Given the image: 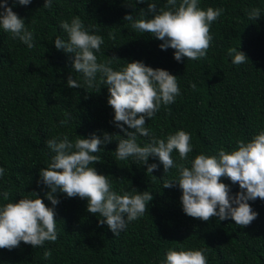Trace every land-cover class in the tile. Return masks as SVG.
I'll return each instance as SVG.
<instances>
[{"label": "trees", "instance_id": "16d2710c", "mask_svg": "<svg viewBox=\"0 0 264 264\" xmlns=\"http://www.w3.org/2000/svg\"><path fill=\"white\" fill-rule=\"evenodd\" d=\"M148 2L155 3L159 11L167 0ZM43 4L44 0H32L21 6L8 0V6L33 32L34 48L29 49L0 28V167L5 169L0 193H10L8 201L0 195V205L35 199V192L53 207L45 197L49 190L37 183L40 169L46 168L55 155L46 141L67 135L71 142L77 135L89 138L93 133L103 139L104 132L119 136L95 153L101 163L92 166L108 176L118 194L131 193L135 188L148 191L153 200L148 213L115 236L107 225L98 227L101 217L86 211V200L54 194L60 201L54 207L57 241L36 248L21 242L11 251L0 249V264H161L168 250L202 248L206 249L208 264H264V201H249L258 216L244 228L231 219L213 217L202 222L184 214L179 186L163 188L166 181L177 178V170L165 173L158 158L149 157L148 164L155 163L158 169L146 174L147 167L134 157L116 159L114 152L123 133L112 123L114 111L107 104V85L98 83L99 93L95 87L68 88L70 74L81 84L83 76L73 70L71 55L54 46L57 36L67 40L60 23L79 16L90 34L103 37L96 53L98 62L114 55L120 59L112 62L114 70L126 62L140 61L177 76L180 95L174 104L161 105L146 121L150 136H138L137 142L144 146L151 138L166 139L183 130L191 135L193 146L188 161L200 154L215 156L221 148L236 150L237 140L250 142L264 130V0H199L202 10L212 7L225 12L211 25L213 39L206 57L196 61L183 58L182 62L174 59L175 50L162 51V41L124 21L125 15L141 18L140 10L147 9V3L52 0L51 9H44ZM253 8L261 10L260 19H248ZM229 48L243 52L248 60L233 64ZM99 79L98 74L97 82ZM66 118L68 123L61 126L59 122ZM171 155L175 163L182 162L176 150ZM221 182L229 185L230 195L240 191L239 185L227 178ZM46 250L52 252L49 259H44Z\"/></svg>", "mask_w": 264, "mask_h": 264}, {"label": "clouds", "instance_id": "9594fccd", "mask_svg": "<svg viewBox=\"0 0 264 264\" xmlns=\"http://www.w3.org/2000/svg\"><path fill=\"white\" fill-rule=\"evenodd\" d=\"M13 2L27 6L32 0ZM136 3H147V9L140 10L141 18L125 15L124 21L131 22L133 29L162 41L159 45L162 51L169 48L175 50L174 59L177 62H182L183 58L196 61L206 57L213 39L211 25L225 12L223 8L212 7L202 10L198 6L199 0H167L159 11L156 4L148 0H136ZM43 8L51 9L52 0H44ZM0 9H3L0 11V28L3 32L9 33L12 39H18L29 49L34 48L33 32L25 25L24 19L8 6V0L0 2ZM260 17L259 8H253L248 13L249 20ZM59 27L67 34V40L57 36L54 46L58 51L71 55L73 70L83 76L81 84L70 74L67 87H95L99 93L101 89L98 83L107 85V104L114 111L112 123L123 133L114 152L116 159L124 161L134 157L136 162L147 167L146 174H152L158 165L148 164L149 157L158 158L165 173L172 168L177 170V178L166 181L163 188L179 186L184 214L202 222L215 217L220 221L231 219L241 228L249 226L258 216L249 201L257 198L264 201V130H260L250 142L237 140L236 150L229 152L221 148L215 156L200 154L191 161H188V155L193 151L191 135L183 130L169 134L166 139L151 138L150 142L140 146L138 136H150L149 129L145 127L146 121L154 116L161 105L167 107L174 104L180 95L177 76L163 69H153L140 61L126 62V66L114 70L112 62L120 59L113 55L106 62H98L96 53L100 52L104 43L103 37L90 34L79 16L73 17L70 22L62 21ZM228 55L233 57L232 63L235 65L248 60L236 48H229ZM98 74L100 79L97 82ZM190 86L193 89L196 87L195 84ZM65 116L68 114L65 113ZM59 123L64 126L68 119ZM116 136L119 135L104 132L103 139L93 133L89 138L77 135L71 142L67 135L47 140V148L55 155L46 168L40 169L37 183H42L49 190L45 197L53 207H48L35 192L32 193L35 199L21 198L18 202L0 205V249L11 251L21 242L33 248L42 247L45 242L55 243L58 234L54 207L60 203L54 195L57 193L86 200V211L101 217L98 227L107 225L115 236H119L128 223L148 213L153 200L151 193L138 192L133 188L131 193L118 194L113 190L108 176L99 174L92 166L101 163V158L95 153ZM174 150L182 161L179 164L172 158ZM4 174L5 169L0 167V178ZM222 178L229 179L233 185L238 184L240 191L234 196L230 195L231 189L221 182ZM0 195L4 201L9 200L8 191ZM205 252L204 248L168 250L161 264H208ZM43 255L44 259H49L52 252L46 250Z\"/></svg>", "mask_w": 264, "mask_h": 264}]
</instances>
